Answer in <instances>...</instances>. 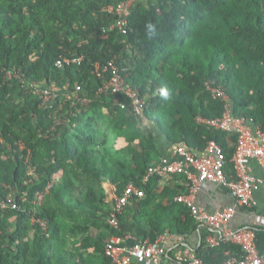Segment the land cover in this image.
I'll list each match as a JSON object with an SVG mask.
<instances>
[{"label":"trees","instance_id":"trees-1","mask_svg":"<svg viewBox=\"0 0 264 264\" xmlns=\"http://www.w3.org/2000/svg\"><path fill=\"white\" fill-rule=\"evenodd\" d=\"M128 1L0 0V199L13 193L19 203L0 208V264H115L105 247L121 229L108 221L106 183L117 196L129 183L145 189L133 200L139 223L181 236L196 231L190 207L175 199L184 186L156 194L170 175L144 183L148 169L177 146L201 154L216 141L234 177L238 134L197 119L221 118L228 103L264 131V0L139 1L124 34L110 28L119 15L108 8ZM66 57L84 59L57 66ZM110 60L146 99L140 114L126 94L100 92L95 65ZM32 82L58 84L52 106L41 105ZM78 85L89 103L72 107L67 96ZM56 113L67 123L57 126ZM243 253L237 244L205 242L198 256L223 264Z\"/></svg>","mask_w":264,"mask_h":264},{"label":"built area","instance_id":"built-area-1","mask_svg":"<svg viewBox=\"0 0 264 264\" xmlns=\"http://www.w3.org/2000/svg\"><path fill=\"white\" fill-rule=\"evenodd\" d=\"M133 4V0L120 4L117 8H108L109 12H116L119 17L110 27L117 29L121 33H128L130 25L127 19ZM79 58H61L57 61V66L62 67L65 64L78 63L83 61ZM5 76L9 79L17 77L23 83V75L12 69H5ZM95 75L102 81L100 87L101 93L126 94L130 100L133 111L140 114L146 105V99L138 91L127 83L122 68L114 60L102 64L98 62L94 69ZM30 83V82H29ZM36 92L42 97V106L50 107L54 98L59 96L60 87L56 82L48 85L46 83H31ZM81 85H78L73 92L67 96L72 101V107L75 102L83 104L89 103L87 98L81 97ZM217 97L227 100V94L217 88H213ZM126 108V104H121ZM63 108V105H62ZM199 122H204L225 132H236L239 136L237 149L232 162L236 170L234 177L226 172L227 158L223 148L216 142L210 141L205 151L201 154H195L184 146H177L172 150V156H166L160 162L151 166L144 176V183H147L152 177L160 174H167L175 178L184 177L182 185L183 191L175 199L178 202L187 204L196 221L208 226L211 234L206 238V243L210 246L219 247L223 243H232L240 245L243 249L241 258L236 256L229 257L223 264H264V252H261L256 243L255 229H264V215L254 212L253 227L235 229L231 227V221L240 209L254 211L256 202L254 194L264 185V178L256 177L251 170L250 162L255 160L264 168V131L253 124L245 117L235 116L232 107L228 103L225 112L221 118L207 119L197 118ZM56 124H66L65 119L55 114ZM1 142L5 140L1 138ZM21 149H25L23 142L19 143ZM34 170L31 169V174ZM177 179V178H176ZM176 181H180L177 179ZM209 181L220 184L228 188L234 198V204L225 209L211 213L203 206H199L195 197L203 186V183ZM146 195L144 188H140L134 183H129L122 196H115L112 200L111 210L108 216L109 223L120 228V215L124 214L126 208L133 203L135 198H143ZM0 208H19V203L15 200L14 194L10 193L6 199H0ZM45 225V222H42ZM128 239H134L129 237ZM134 243H123L121 237H113L106 244V254L111 257L115 264H132L136 256L149 260L152 264H163L166 254L161 241L153 242L150 239H134ZM188 264H204L201 256H196Z\"/></svg>","mask_w":264,"mask_h":264},{"label":"crops","instance_id":"crops-1","mask_svg":"<svg viewBox=\"0 0 264 264\" xmlns=\"http://www.w3.org/2000/svg\"><path fill=\"white\" fill-rule=\"evenodd\" d=\"M144 1L145 3L151 2L153 0H133V5L136 2ZM155 1V0H154ZM163 149L170 151V145H162ZM172 150L170 151V156H172ZM250 167L252 173L259 178H264V168H262L255 160L250 162ZM176 178L172 176H167L164 181H161L156 189V194L162 192L167 186L175 187L177 185H182L181 181H176ZM111 201L116 196L115 187L106 183ZM254 199L256 202V209L254 211H248L245 209H240L236 213L235 217L231 221V227L235 229L253 227L254 212L261 213L264 215V185L255 192ZM195 201L199 206H203L211 213L221 211L228 206L234 204V198L230 190L220 184L206 181L203 183L202 188L196 194ZM133 203L130 204L125 212V219L120 225L121 237L123 243H128L132 237L134 239H150L153 242L161 241V244L166 250L164 263L163 264H188L191 259L198 256L201 248L206 242V238L211 234V230L208 226L199 224L196 231L190 234L181 236L175 232V229L166 230L164 233H160L154 226L147 225L145 223H139L136 220ZM256 233V243L261 252H264V229H255ZM132 264H152L151 261L142 258L141 256H136Z\"/></svg>","mask_w":264,"mask_h":264},{"label":"rangeland","instance_id":"rangeland-1","mask_svg":"<svg viewBox=\"0 0 264 264\" xmlns=\"http://www.w3.org/2000/svg\"><path fill=\"white\" fill-rule=\"evenodd\" d=\"M96 125L98 127H101L103 130H106V131L108 130L107 122L105 120H103V118L100 115L97 116Z\"/></svg>","mask_w":264,"mask_h":264}]
</instances>
